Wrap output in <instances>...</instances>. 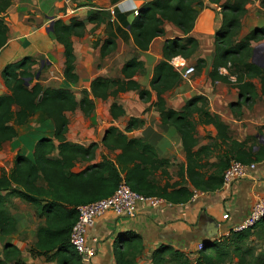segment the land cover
<instances>
[{
	"label": "crops",
	"instance_id": "obj_1",
	"mask_svg": "<svg viewBox=\"0 0 264 264\" xmlns=\"http://www.w3.org/2000/svg\"><path fill=\"white\" fill-rule=\"evenodd\" d=\"M146 1L13 0L4 14L8 30L7 40L0 48V94L8 91L2 77L4 66L25 56H31L36 61L32 69L36 73L39 71V75L35 76L34 81L44 87H69L77 100L82 97V89L90 93L89 85L95 77H122L121 67L126 60L134 56L144 65L143 71L136 73L134 79L140 87L150 89L153 68L162 58L166 40L184 37L185 34L174 23L164 20L161 25L162 33L152 39L146 50L138 49L129 32V24L136 15L134 9H138ZM203 1L206 5L199 10L189 33L197 40L198 47L187 58L177 55L184 67L196 66L199 59L203 61V65L186 76L181 75V82L163 93L166 106L177 111L182 109L188 98L194 95L202 96L206 101L205 109L212 116H218L226 125L228 137L223 138L218 135L214 124L203 123L197 112L192 113L194 136L197 139L192 150L199 164L195 167L197 175H194V178L200 180L223 174L234 150L231 140L244 141L245 150H250L254 156L264 148V96L260 93L258 78L252 79L258 96L245 102L232 84L221 80L212 82L210 79L214 34L221 23V13L218 5L210 4L208 0ZM96 9L106 12L105 21L98 26L87 21L89 12ZM71 17L82 20L86 26L83 35L71 36L75 58L74 71L78 76L75 83H70L64 78L63 47L49 29L55 19L60 18L68 22ZM241 23L239 37L252 29L264 26V8L261 6V0H252L247 4V12ZM105 38H113L116 46L102 58L99 46ZM262 41L264 39L252 41L254 58L259 63H263V60L257 59L256 55L261 57L259 47L264 45ZM222 68L219 70L225 74L227 70ZM231 78L234 79L233 76ZM90 97L94 103L90 115L85 116L80 108L65 112L68 118V141L85 146L91 142L98 143L94 156L89 161L76 162L75 170L100 162L103 156L114 159L120 150H110L102 144L105 131L110 125L123 131L129 118L136 117L142 122L127 131V136L141 138L150 143L158 155L159 167L150 175V181L157 187L168 185V190L184 185L192 190V195L183 203H172L159 196H154L160 198L156 205L147 201L138 202L135 205L134 217L118 216L111 211L96 217L93 227L88 231V237H97L98 242L95 244V253L87 264H116L115 241L122 232L129 233L137 242L136 249L132 251L134 257L132 253L129 257L133 258L134 264H153V252L160 245H168L181 251L186 259L194 263L200 251L198 243H217L216 247L220 243L223 244L233 225L248 216L255 198L264 197V155L250 161L255 162V168L245 177L231 179L226 184L222 178L220 186L214 189H196L185 171L181 176L179 170L185 167L186 157L180 135L173 125L161 121L154 105L156 93L153 90L149 100L141 99L137 90L118 92L106 99L94 97L91 93ZM114 102L124 110V114L115 119L110 113V106ZM236 102L239 107H232L231 104ZM236 107L237 112H234ZM19 126H16L17 136L11 140L14 153L28 157H32L36 140L42 136H52L53 132L52 122L40 112L30 117L26 124V129L37 134L34 142L28 143L20 136ZM194 190L198 191L196 196H193ZM5 204L15 219V231L7 237L0 234V251L6 240L19 248L22 264H57L55 260L47 261L42 256H32L28 251L35 241L36 229L43 223L44 218L37 217L32 205L18 197H8ZM249 230L250 234L240 243L239 250L234 252V245L229 246L230 253L225 264H238L242 257L245 259L244 264H259L264 260V250L252 252L249 249V245L254 242H264V220ZM256 230L260 233L254 234ZM119 243L118 247L123 249L128 246L129 241L120 240ZM207 249L213 251L214 246ZM164 258L166 264H177L169 254Z\"/></svg>",
	"mask_w": 264,
	"mask_h": 264
},
{
	"label": "trees",
	"instance_id": "obj_2",
	"mask_svg": "<svg viewBox=\"0 0 264 264\" xmlns=\"http://www.w3.org/2000/svg\"><path fill=\"white\" fill-rule=\"evenodd\" d=\"M251 1L208 0L210 4L219 6L221 13V23L214 34L210 79L212 82L221 80L235 86L243 102L258 96L253 78H258L260 93L264 96V65L260 66L251 61L252 41L264 39V26L252 29L239 37L241 20L247 12V4ZM12 2L13 0H0V48L7 40L8 28L4 14ZM205 5L203 0H147L139 6L138 13L129 24V32L138 49L146 50L152 39L162 33L161 25L164 20L174 23L185 34L184 37L166 40L162 58L153 68L150 89L140 87L134 79L136 73L144 69L143 62L136 56L123 64L120 70L122 77L97 76L89 85L92 96L101 99L115 96L118 92L137 90L141 99L149 100L153 90L156 93L154 105L161 121L176 128L185 151L186 165L180 168L179 174L182 176L185 171L193 187L200 190L220 186L223 174H215L206 180L194 178V175H197L195 167L199 164L192 150L197 142L192 113L197 112L201 122L214 124L218 135L223 138L226 136V125L218 116H212L205 109L206 101L202 96L194 95L188 98L182 109L177 111L166 106L163 93L177 86L182 79L181 73L170 62L172 57L180 55L187 58L198 47L197 40L189 33L199 10ZM261 6L264 8V0H261ZM105 19L106 12L102 9L90 11L87 17V21L95 26ZM85 27V23L75 17H71L68 22L57 18L52 24V35L63 47V75L70 83H75L78 79L74 71L75 58L71 36L83 35ZM115 46L113 38H105L99 46L100 56L103 58L113 51ZM34 62L36 61L31 56H25L6 64L2 70L8 91L0 94V149L17 136L16 126L26 124L36 112L42 113L52 122L53 132L52 136H42L36 140L32 157L17 153L11 168L7 171L1 169L0 234L7 237L15 231V219L5 202L8 197H18L32 205L37 217L44 218L43 223L36 229L35 241L28 250L30 254L42 256L47 261L55 260L57 264H81L79 255L70 243V230L78 215L77 206L110 195L122 178L121 175H124L133 190L144 195L159 196L172 203L186 202L191 197L192 190L184 185L168 190V185L157 187L150 181V175L159 167L158 155L150 143L141 138L127 136V131L142 122L136 117L129 118L123 131L114 125H110L105 131L102 144L110 150H120L114 159L103 156L100 162L75 170L76 162L89 161L94 156L98 143L91 142L85 146L68 141V118L65 112L80 108L83 114L88 116L94 109L93 100L86 89H82V97L77 100L69 87H44L34 81ZM202 62L199 59L194 69L202 67ZM221 67L227 70L225 74L220 72ZM231 106L239 107V103H232ZM237 107L234 112H237ZM110 113L115 119L124 114V110L114 102L110 106ZM231 143L234 150L230 159L248 163L264 155V148L254 156L250 150H245L244 141L231 140ZM249 234V229L231 230L225 242L220 243L218 247L217 243L203 242L194 263L186 259L181 251L168 245H160L153 252L152 262L166 264L164 256L169 254L177 264H225L230 253L229 246L233 244V251L236 252ZM120 240H128V246L120 249ZM136 245L137 242L129 233H119L115 241L116 264H134L133 258L129 257L131 253L134 257L132 251L136 249ZM211 246H214V250L208 251L207 248ZM244 260L243 257L240 258L238 264H244ZM10 263L22 264V259L19 248L5 240L0 251V264ZM259 264H264V260Z\"/></svg>",
	"mask_w": 264,
	"mask_h": 264
},
{
	"label": "built area",
	"instance_id": "obj_3",
	"mask_svg": "<svg viewBox=\"0 0 264 264\" xmlns=\"http://www.w3.org/2000/svg\"><path fill=\"white\" fill-rule=\"evenodd\" d=\"M137 13L138 9L136 8L134 9V14ZM170 62L183 76L194 71L193 66L184 67L177 56L172 57ZM254 168L255 162L246 163L232 158L223 171V183L226 184L234 178L245 177ZM197 194L198 191L194 190L193 196ZM141 201L156 205L160 198L144 195L133 190L126 179L122 177L110 195L77 206L78 215L70 230V243L79 255L81 264H87L95 253V244L98 242V238L88 237V231L93 227L96 217L107 211H111L118 216L134 217L135 205ZM262 220H264V197H256L252 202L248 216L233 225L231 230L251 229ZM202 244L198 243L199 249H201Z\"/></svg>",
	"mask_w": 264,
	"mask_h": 264
},
{
	"label": "rangeland",
	"instance_id": "obj_4",
	"mask_svg": "<svg viewBox=\"0 0 264 264\" xmlns=\"http://www.w3.org/2000/svg\"><path fill=\"white\" fill-rule=\"evenodd\" d=\"M262 42H264V41H262ZM259 51L262 54H261V57L260 56L258 57V55H256L257 59H260V58L264 57V45H260ZM29 120L26 122V124H28ZM26 124H23V125L19 126L20 136L24 137L25 140H27L28 143L34 142L37 134L33 130L26 129ZM12 145H13V143L10 141V142L5 143L2 146V148L0 149V171L3 168L7 171L13 165L14 157H15V155L18 152H16V154L14 153L15 150L13 149ZM254 232H255L254 234H259L260 233L257 230L254 231ZM249 249L252 252H254V251L259 252L260 250H264V242L263 241L254 242V244H250L249 245Z\"/></svg>",
	"mask_w": 264,
	"mask_h": 264
},
{
	"label": "water",
	"instance_id": "obj_5",
	"mask_svg": "<svg viewBox=\"0 0 264 264\" xmlns=\"http://www.w3.org/2000/svg\"><path fill=\"white\" fill-rule=\"evenodd\" d=\"M49 29L52 30V23L49 25ZM262 60H263V63H259V61L255 60V58H254V51H253V54H252V62H254V63L258 64V65H263L264 64V58H262ZM38 75H39V71H37L36 77H38ZM25 83L27 84V81H25ZM40 98H41V95H39V99Z\"/></svg>",
	"mask_w": 264,
	"mask_h": 264
}]
</instances>
